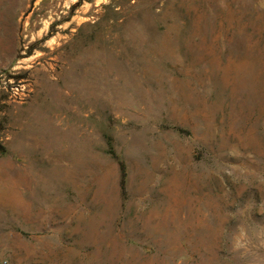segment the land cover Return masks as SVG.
Returning <instances> with one entry per match:
<instances>
[{
    "label": "rangeland",
    "instance_id": "1",
    "mask_svg": "<svg viewBox=\"0 0 264 264\" xmlns=\"http://www.w3.org/2000/svg\"><path fill=\"white\" fill-rule=\"evenodd\" d=\"M0 264H264V0H0Z\"/></svg>",
    "mask_w": 264,
    "mask_h": 264
},
{
    "label": "trees",
    "instance_id": "2",
    "mask_svg": "<svg viewBox=\"0 0 264 264\" xmlns=\"http://www.w3.org/2000/svg\"><path fill=\"white\" fill-rule=\"evenodd\" d=\"M125 175V172H124V170H123V176ZM123 182V181H122Z\"/></svg>",
    "mask_w": 264,
    "mask_h": 264
}]
</instances>
